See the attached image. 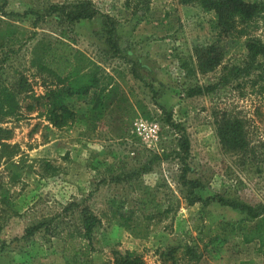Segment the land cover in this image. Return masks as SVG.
Listing matches in <instances>:
<instances>
[{
  "label": "rangeland",
  "instance_id": "rangeland-1",
  "mask_svg": "<svg viewBox=\"0 0 264 264\" xmlns=\"http://www.w3.org/2000/svg\"><path fill=\"white\" fill-rule=\"evenodd\" d=\"M181 1H91L100 14L114 20L118 54L106 52L100 17L76 23L73 31L80 50L109 76L111 95L100 115L90 111L89 96L65 99L74 118L62 128L48 122V106L44 108L42 103L47 90L55 86L30 68L33 41H27L32 33L36 39H54L60 25L51 17L33 27L31 15L21 21L0 16V25L15 30L19 38L0 54L1 79L11 86L15 77L22 75L29 85V91L18 97V119L0 122L12 131L7 142L19 148L14 160H22L21 179L11 184L0 157V184L8 189L16 212L10 214L11 210L0 204V264H66L62 251L70 247L71 240L74 246L79 244L83 208L101 219L92 238L90 264H114V250L133 252L144 264H264L256 243L243 244L231 234L219 243L228 234L223 225L240 220L242 214L218 202L187 204V188L179 182V135L163 122L160 109L169 111L189 137L186 161L191 171L186 178L200 183L197 195L206 198L219 194L253 206L264 205L263 80H258L257 73L230 74L229 82L220 83L229 69L245 65L246 39L258 38L264 43V17L260 14L243 24L237 21L231 33L218 37L213 12L203 10L195 1ZM62 2L6 0L5 10L22 13L30 7L44 9ZM217 41L224 51L221 63L211 72L187 75L181 63L188 61L192 47ZM259 62L264 64V58ZM213 84H219L214 92L187 95L189 87ZM223 114L243 121L247 152L235 154L222 149L214 123ZM140 120L157 123L156 139L145 141L137 133L134 123ZM157 155L160 160L139 180L113 181L121 171ZM45 162L56 169L54 175L47 173ZM139 184L158 187L157 196L170 203L173 211L164 220L140 227L136 230L140 235L134 236L109 223V218L113 202L119 204L129 198ZM40 222L48 227L31 239L22 238L27 227ZM68 234H75L74 238ZM187 246L200 255L199 259L186 254ZM172 248L176 252L171 257L168 250Z\"/></svg>",
  "mask_w": 264,
  "mask_h": 264
},
{
  "label": "trees",
  "instance_id": "trees-1",
  "mask_svg": "<svg viewBox=\"0 0 264 264\" xmlns=\"http://www.w3.org/2000/svg\"><path fill=\"white\" fill-rule=\"evenodd\" d=\"M0 2V16L12 19V21H21L27 16H33V27L42 22L45 17H51L59 25L60 30L54 39L40 38L36 39V33L27 37V41H33L30 49V58L28 64L37 74L50 79L55 89L47 90L44 102V108L48 106V122L54 128H62L68 125L74 118V112L65 104L68 98H87L90 97V111L101 113V108L105 100L110 99L111 80L109 76H104V70L96 61L87 57L77 46L76 34L73 31V25L83 20H91L96 16L100 17L102 30L101 34L104 40L106 52L109 50L113 55L118 54L119 48L116 42V24L107 14H100L93 6L92 0H63L62 3L50 4L42 8H27L22 13L7 12L5 10L6 0ZM127 1V0H126ZM197 2L200 7L215 16L214 29L218 37H223L234 30L235 24L239 21L241 24L250 22L256 16L262 14L264 17V1L262 0H182L183 4ZM127 5V3H126ZM0 24L3 21L0 20ZM12 25L11 23H6ZM18 35L12 28H3L0 25V54H3L5 46L11 47L18 41ZM215 43L196 44L192 47L188 61L181 63V68L186 71L187 75L199 73H208L213 71L223 59V50ZM246 59L243 67H232L228 74L221 77L220 83H227L230 77L239 76L240 74L250 75L257 73L259 81H262L264 90V64L259 62V58H264V43L258 38H248L245 41ZM2 52V53H1ZM6 54H4V57ZM5 60V58L3 59ZM2 69L0 68V71ZM231 74V75H230ZM0 74V122L17 118L19 112V95L29 91V85L24 76H16L11 86L4 82ZM219 84L192 86L186 89L188 96H200L214 92ZM47 101V102H46ZM33 110V106H28ZM165 116L163 122L172 130L178 133L177 156L179 158L181 174L179 182L181 186L187 188L185 197L188 205L200 203L202 206H208L213 202L229 207L243 215L238 221H229L223 225V230L228 233L219 240L222 244L225 238L231 236L239 237L243 244L256 243L257 252L264 257V205H250L239 199H230L222 195L215 194L206 198L195 193L201 185L197 181L186 178L190 167L186 161L190 151V140L181 123L172 120V115L164 107L160 108ZM215 134L220 142L222 149L226 152L235 154L245 153L248 150V140L244 130V123L237 117L218 116L215 120ZM12 131L0 125V157L4 160L5 170L9 183H18L21 179L22 160H14L18 156L19 148L16 145H10L7 141L11 138ZM159 156H153L151 161L139 165L136 168L129 169L126 172L121 171L113 177L117 184L130 180H139L144 174L150 172ZM47 173L55 174L56 169L45 162ZM112 175V174H111ZM125 178V179H123ZM158 187H151L145 184L132 190L124 201L117 204L113 202V210L109 223L122 227L130 231L134 236L140 235L141 232L136 230L149 226L150 222L161 221L168 218L173 209L167 201L161 200L158 196ZM0 204L5 206L11 213L16 214L8 189L4 184H0ZM67 207V206H66ZM14 209V210H13ZM66 211L71 209V205L65 208ZM108 217V216H107ZM101 219L93 214L90 210L83 208L80 212V223L82 234L79 244L70 247L65 246L62 254L65 256L66 264H90V250H92V238L95 228L100 224ZM144 225V226H143ZM146 225V226H145ZM45 223H37L27 227L24 230L22 238L31 239L39 233ZM225 227V228H224ZM141 231V230H139ZM75 234H68L74 238ZM176 252L175 248L168 250L171 257ZM114 264H144L142 258L133 252L114 250ZM186 254L191 259H199V254L186 247ZM239 264H252V262L241 261Z\"/></svg>",
  "mask_w": 264,
  "mask_h": 264
},
{
  "label": "built area",
  "instance_id": "built-area-1",
  "mask_svg": "<svg viewBox=\"0 0 264 264\" xmlns=\"http://www.w3.org/2000/svg\"><path fill=\"white\" fill-rule=\"evenodd\" d=\"M134 127L145 141H152L157 138L159 129L157 123H148L140 120L134 123Z\"/></svg>",
  "mask_w": 264,
  "mask_h": 264
}]
</instances>
